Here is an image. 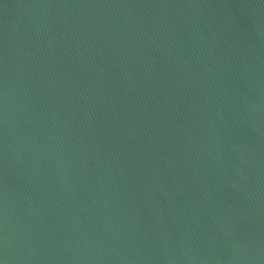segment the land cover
<instances>
[{"label":"water","instance_id":"1","mask_svg":"<svg viewBox=\"0 0 264 264\" xmlns=\"http://www.w3.org/2000/svg\"><path fill=\"white\" fill-rule=\"evenodd\" d=\"M0 264H264V0H0Z\"/></svg>","mask_w":264,"mask_h":264}]
</instances>
